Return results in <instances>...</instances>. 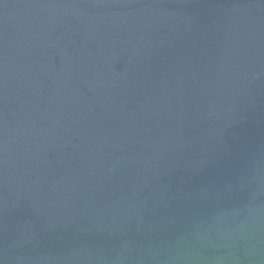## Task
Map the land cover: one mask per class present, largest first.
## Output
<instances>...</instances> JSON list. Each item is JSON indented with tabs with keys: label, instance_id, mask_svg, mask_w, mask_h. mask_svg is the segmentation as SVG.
I'll return each instance as SVG.
<instances>
[{
	"label": "water",
	"instance_id": "obj_1",
	"mask_svg": "<svg viewBox=\"0 0 264 264\" xmlns=\"http://www.w3.org/2000/svg\"><path fill=\"white\" fill-rule=\"evenodd\" d=\"M0 264H264V0H0Z\"/></svg>",
	"mask_w": 264,
	"mask_h": 264
}]
</instances>
